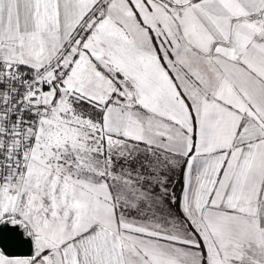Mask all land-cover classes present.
<instances>
[{
    "label": "snow or ice",
    "instance_id": "snow-or-ice-1",
    "mask_svg": "<svg viewBox=\"0 0 264 264\" xmlns=\"http://www.w3.org/2000/svg\"><path fill=\"white\" fill-rule=\"evenodd\" d=\"M0 264H264V0H0Z\"/></svg>",
    "mask_w": 264,
    "mask_h": 264
}]
</instances>
